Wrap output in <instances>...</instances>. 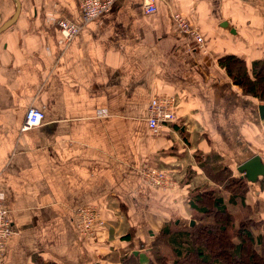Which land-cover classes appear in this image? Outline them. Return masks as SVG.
<instances>
[{"label":"crops","instance_id":"1","mask_svg":"<svg viewBox=\"0 0 264 264\" xmlns=\"http://www.w3.org/2000/svg\"><path fill=\"white\" fill-rule=\"evenodd\" d=\"M18 2L0 32V196L14 229L0 264H124L130 255L151 264L162 226L193 220L190 190L214 184L196 152L218 151L235 174L255 154L264 163L261 103L217 64L226 53L264 59V0H157L148 14L141 0H113L86 23L78 0ZM15 10L0 0V26ZM178 14L207 53L176 27ZM63 18L80 25L64 45ZM156 94L178 99L177 119L151 136ZM30 106L43 122L21 130ZM145 165L174 172L176 187L148 185ZM249 187L246 201L264 218V196ZM84 205L106 220L86 238L73 216Z\"/></svg>","mask_w":264,"mask_h":264},{"label":"trees","instance_id":"2","mask_svg":"<svg viewBox=\"0 0 264 264\" xmlns=\"http://www.w3.org/2000/svg\"><path fill=\"white\" fill-rule=\"evenodd\" d=\"M217 64L243 94L256 98L264 106V59L249 63L236 53H226L218 58ZM194 155L216 187L205 185L190 190L188 202L195 223L183 227L172 221L164 224L152 241L151 264H264V232L260 230L264 218L257 214V207L253 209L246 201L250 182L240 170L235 174L232 167L223 164L218 151ZM258 179L264 195V176ZM223 193L228 194L227 199ZM229 205L236 206L239 215ZM161 243L169 248V255L161 252ZM33 260L35 264H57L43 262L38 256ZM122 262L139 264L133 255Z\"/></svg>","mask_w":264,"mask_h":264},{"label":"built area","instance_id":"3","mask_svg":"<svg viewBox=\"0 0 264 264\" xmlns=\"http://www.w3.org/2000/svg\"><path fill=\"white\" fill-rule=\"evenodd\" d=\"M144 13H152L157 9V0H141ZM82 9V17L84 23L92 20L96 16L109 10L113 4V0H78ZM176 27L187 36L193 37L194 41L198 42L201 47L204 45V41L198 27L190 24L188 19L183 15H177L174 19ZM57 30L60 33L59 44H66L70 42L78 33L80 25L74 24L69 20L63 18L58 19ZM151 101L147 105V117L146 123L151 136H158L163 129L167 128L177 119L176 108L178 105V99L174 95L156 94L152 96ZM43 112L36 107H28L24 114V123L21 130L39 127L43 122ZM157 169V168H156ZM152 170L146 165L142 166L140 171L144 180L148 185L157 186L162 189H168L170 186H174L175 182L172 177V173L167 170ZM93 208L81 207L75 210L74 222L75 228L79 231L83 238H86L88 230L91 231V227L94 224ZM14 234V229L9 219L6 217V211L2 205V198L0 196V260L4 251L5 241Z\"/></svg>","mask_w":264,"mask_h":264},{"label":"rangeland","instance_id":"4","mask_svg":"<svg viewBox=\"0 0 264 264\" xmlns=\"http://www.w3.org/2000/svg\"><path fill=\"white\" fill-rule=\"evenodd\" d=\"M192 24V23H191ZM193 25V24H192ZM202 35V34H201ZM203 38V37H202ZM204 41V40H203ZM204 44H205V41H204ZM194 46L195 47H198L197 49L199 50V52L201 53V54H204V53H207V51L208 50H206V49H203V47H201V45L198 43V42H196L195 41V44H194ZM220 79V78H219ZM262 105V104H261ZM263 106V105H262ZM264 107V106H263ZM223 160H225L224 158H223ZM223 162V161H222ZM263 162V161H262ZM223 164H225L224 162H223ZM264 164V163H263ZM147 166V165H146ZM149 169H152V170H154V169H156L157 167H150V166H147ZM158 169H161V170H164V169H162V168H157L156 170H158ZM159 171V170H158ZM169 173H172V177H173V179H174V182H175V178H174V175H173V173L174 172H172L171 170L170 171H168ZM242 175H243V173H241ZM244 176V175H243ZM249 182V181H248ZM249 184H251V188H252V190H260V192H261V181L259 180V179H256V180H254V182H250ZM151 186V185H150ZM208 186H210V185H208ZM213 187H216V185H215V183L212 185ZM212 186H210V187H212ZM151 187H153V188H157V189H162V188H160V187H157V186H151ZM176 187V183H175V185L174 186H170L168 189H162V190H169V189H173V188H175ZM261 194L263 195V193L261 192ZM223 195H224V197L227 199V193H223ZM264 196V195H263ZM81 207H84V209L86 208H89V207H91V208H93V215L92 216H94V219H93V221H94V224L92 225V227H91V231H89L88 230V233L90 232V234H88L86 237H92L93 236V234L95 233V228H99V226H106V220H105V218L103 217V216H101L100 215V211H98L94 206H89V205H84V206H81ZM81 207H78V208H81ZM78 208H76V210L78 209ZM229 208H230V210L231 211H233L236 215H239V210H237V208H236V206L235 207H233V206H231V205H229ZM210 219V218H209ZM208 219V220H209ZM207 220V221H208ZM194 221V220H193ZM173 223V222H172ZM190 223V222H189ZM189 223H186V224H188L189 225ZM195 223V222H194ZM264 224V223H263ZM173 225V224H172ZM183 226H185V225H182L181 227H183ZM261 228V226L259 227V229ZM258 229V228H257ZM256 229V230H257ZM255 230V231H256ZM261 230V229H260ZM159 232V231H158ZM154 240V239H153ZM152 240V241H153ZM151 241V246L153 245V242ZM150 246V249L152 248ZM160 247V250H161V252L162 253H164V254H166V255H169V253H170V251H169V248L165 245V244H162L161 243V245L159 246ZM1 263V262H0Z\"/></svg>","mask_w":264,"mask_h":264},{"label":"water","instance_id":"5","mask_svg":"<svg viewBox=\"0 0 264 264\" xmlns=\"http://www.w3.org/2000/svg\"><path fill=\"white\" fill-rule=\"evenodd\" d=\"M13 1L14 4L16 5V10L14 14L0 26V32L6 30L8 26L13 24L17 20L16 18L19 14L21 5L19 4L18 0H13ZM259 110L261 111V114L264 115V107L262 105H260ZM237 168L243 173V175L246 177L247 181L249 182H254V180L258 179L260 176H264V164L261 160V157L258 154H255L253 155V157L245 160L244 162L239 164ZM193 224L194 221L191 220L189 225L192 226Z\"/></svg>","mask_w":264,"mask_h":264}]
</instances>
